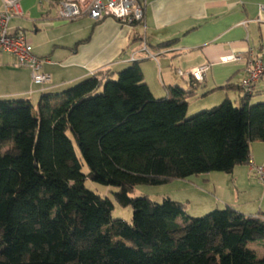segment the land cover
Returning <instances> with one entry per match:
<instances>
[{
  "label": "trees",
  "instance_id": "obj_1",
  "mask_svg": "<svg viewBox=\"0 0 264 264\" xmlns=\"http://www.w3.org/2000/svg\"><path fill=\"white\" fill-rule=\"evenodd\" d=\"M165 89L154 96L134 61L36 105L0 99V264H264L248 247L264 239V213L225 205L197 217L169 197L131 196L138 185L231 173L264 142V102L251 94L189 113L195 87ZM86 179L116 187L131 221L113 219L112 201Z\"/></svg>",
  "mask_w": 264,
  "mask_h": 264
},
{
  "label": "crops",
  "instance_id": "obj_2",
  "mask_svg": "<svg viewBox=\"0 0 264 264\" xmlns=\"http://www.w3.org/2000/svg\"><path fill=\"white\" fill-rule=\"evenodd\" d=\"M60 1L21 0L23 14L9 21L10 32H25L51 82L44 88L34 84L28 68L0 53V99L32 103L42 93L61 91L100 71L116 73L137 61L154 96L167 94L168 85L195 87L187 100L193 113L224 98L238 105L244 95L238 85L250 50L264 60V0H142V24L109 16L95 21L87 14L65 21L57 16ZM230 55L239 59L223 60ZM199 66L207 68L197 81L191 71ZM249 101L264 102V79L254 85ZM249 155L264 163V142H252ZM186 180L185 189L197 190L201 197L211 193L222 207L230 205L244 215L264 213V190L247 165ZM248 247L258 259L264 257V239Z\"/></svg>",
  "mask_w": 264,
  "mask_h": 264
},
{
  "label": "built area",
  "instance_id": "obj_3",
  "mask_svg": "<svg viewBox=\"0 0 264 264\" xmlns=\"http://www.w3.org/2000/svg\"><path fill=\"white\" fill-rule=\"evenodd\" d=\"M0 53L12 55L19 67L30 70L32 82L45 87L51 82L49 74L41 71L42 59L33 53V46L27 40L22 29L9 31V21L14 16L23 14L20 8L21 0H0ZM83 14L95 21L104 17H112L123 23L133 24L143 22L142 0H62L57 7V16L65 21H71ZM239 57L230 55L223 58L238 60ZM206 66L196 67L191 75L197 81L202 79ZM181 74L180 70L178 71ZM264 79V60L260 52L256 54L250 50L246 61L245 76L239 82V89L244 94H251L254 85ZM42 88V89H43ZM248 171L258 178L264 190V163H256L251 157L247 163Z\"/></svg>",
  "mask_w": 264,
  "mask_h": 264
},
{
  "label": "rangeland",
  "instance_id": "obj_4",
  "mask_svg": "<svg viewBox=\"0 0 264 264\" xmlns=\"http://www.w3.org/2000/svg\"><path fill=\"white\" fill-rule=\"evenodd\" d=\"M36 103L37 101L32 102L33 105H36ZM200 108L201 110H203L210 107H200ZM75 150L78 154V150L76 146H75ZM82 164H83L82 172L87 173L88 172L87 166L84 164V162ZM183 183H187V180L175 179L161 185H138L131 192V196L132 197L148 196L150 199L158 203L161 202L163 197H169L171 199H175L185 203L187 214L190 216H197V217L203 216L215 208L218 209L223 208L213 194L210 193L209 196L207 197H201V195L197 193V190L191 191L190 189H185L184 188L185 185H183ZM84 185L88 190H91L101 196H107L112 201L113 210L111 212V217L113 219H122L127 222L131 221V216H132L131 207L130 206L123 207L119 205L114 199L113 193L117 191L116 187L98 184L89 179L85 180ZM71 217L73 219L74 226L80 223L78 212L71 213Z\"/></svg>",
  "mask_w": 264,
  "mask_h": 264
}]
</instances>
